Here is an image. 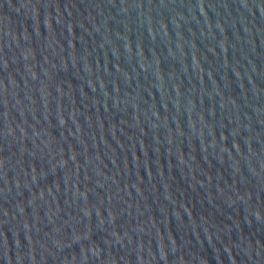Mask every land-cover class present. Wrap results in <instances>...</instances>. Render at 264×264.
<instances>
[{
  "label": "water",
  "instance_id": "water-1",
  "mask_svg": "<svg viewBox=\"0 0 264 264\" xmlns=\"http://www.w3.org/2000/svg\"><path fill=\"white\" fill-rule=\"evenodd\" d=\"M0 264H264V0H0Z\"/></svg>",
  "mask_w": 264,
  "mask_h": 264
}]
</instances>
